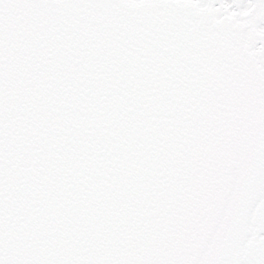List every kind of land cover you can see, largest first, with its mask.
Here are the masks:
<instances>
[{"label":"snow or ice","instance_id":"snow-or-ice-1","mask_svg":"<svg viewBox=\"0 0 264 264\" xmlns=\"http://www.w3.org/2000/svg\"><path fill=\"white\" fill-rule=\"evenodd\" d=\"M0 264H264V0H0Z\"/></svg>","mask_w":264,"mask_h":264}]
</instances>
